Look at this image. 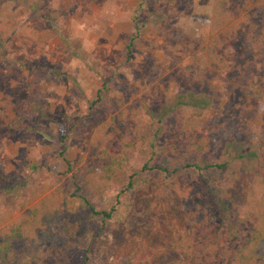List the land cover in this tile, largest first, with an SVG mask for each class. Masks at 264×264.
<instances>
[{
    "label": "rangeland",
    "instance_id": "1",
    "mask_svg": "<svg viewBox=\"0 0 264 264\" xmlns=\"http://www.w3.org/2000/svg\"><path fill=\"white\" fill-rule=\"evenodd\" d=\"M137 3L1 4L0 18L11 20L12 26L0 43V181L15 186L9 194L0 189V234L42 199L54 202L60 214L50 225L49 240L57 246L48 240L33 246L31 237H25L13 243L0 264H104L130 240L144 244L132 264H215L222 260L217 257L220 249L238 243L201 235L214 222L207 187L229 183L232 201L242 205L252 198L249 177L233 182L213 171L207 180L162 178L152 169L148 185L120 194L112 218L101 221L70 196L71 172L52 155L67 127L72 131L66 158L78 167L105 165L104 148L108 154L125 150L128 161L114 176L93 182L89 174L84 176L88 193L94 194L91 204L101 211L113 202L110 190L144 160L156 163L158 155L182 152L186 131L192 140L208 139L206 152L229 147L241 151L246 135L258 130V122L264 126V105L245 98L242 86H236L237 78H243L242 65L251 60V79L264 95V35L258 42L249 40L243 23L244 18L260 21L262 0H144L135 19ZM135 24L141 25L140 32L127 54ZM199 65L206 68L202 86L192 77ZM169 81L191 90L190 104L167 116L151 156L146 142L136 139L148 132L151 122L157 126V118L170 106L165 101ZM98 91L100 102L90 106ZM202 98L210 101L208 106H202ZM131 142V148L121 146ZM212 157L221 159L217 153ZM253 163L258 164L254 172L262 174L264 156L240 164ZM95 188L103 195L97 196Z\"/></svg>",
    "mask_w": 264,
    "mask_h": 264
},
{
    "label": "trees",
    "instance_id": "2",
    "mask_svg": "<svg viewBox=\"0 0 264 264\" xmlns=\"http://www.w3.org/2000/svg\"><path fill=\"white\" fill-rule=\"evenodd\" d=\"M5 0H0V6ZM250 4L258 0H248ZM263 4H264V0ZM144 0H138L137 7L134 11V18L139 10L142 9ZM215 11V10H214ZM11 20L0 18V43H2L6 33L12 26ZM244 25L247 27V36L249 40L258 42L264 35V15L261 16L259 22H254L251 18L243 19ZM140 24L134 25V35L128 39L125 45L127 54H130L134 46V42L139 34ZM196 57H192L194 63ZM260 63L264 66V57L260 59ZM251 64L253 61L245 62L240 70V76L237 78L236 86L243 88L245 98L251 99L256 103L264 105V95L262 94V87L256 84L251 79ZM205 66L199 65L195 69L193 78L196 79L200 85L207 83L205 79ZM178 73L180 70L178 69ZM236 81V80H235ZM210 85V81H209ZM169 95L165 99L170 103V106L157 118V126L150 123L148 132L140 134L137 141L146 142L150 148L151 156L156 154L155 139L160 135L161 130L165 127V120L167 116L171 115L173 110L177 108H185L190 102L188 101L191 95V90L183 89L179 83L169 81L167 83ZM235 87V85H233ZM197 93V92H196ZM203 93V92H200ZM205 97H210L205 94ZM100 102L99 91L96 93V98L91 100L90 106ZM210 101L202 98V106H208ZM197 106V104H194ZM199 109V108H197ZM199 114V112H197ZM255 118L259 120V115L255 114ZM259 128L253 133L246 135L242 150L237 151L232 148H223L217 150L212 148L206 152L208 139L194 138L186 131V141L184 142L182 152L173 151L171 155H158L156 163H150V158L144 160L139 168L131 170L126 176L123 184L116 186L110 190L113 197V202L107 209L95 211L91 204L92 196L88 193V181L84 176L89 174V182H93L94 178L99 180H107L114 176L118 169L123 168L127 163L128 158L124 149L116 153L108 154L107 149L101 150L102 154L106 156L105 165H96L94 167L82 165L78 167L76 163H71L67 160V146L69 143V136L72 131L71 127L64 129L58 137V145L53 156L59 157L66 164V172L70 173L73 190L70 196L77 198L80 204L87 207L91 218H98L101 221L110 220L114 212V205L118 202L120 194L130 191L135 187H146L149 182V171L157 169L162 178H167L170 175H188L199 176L202 179L213 171L223 172L226 179L237 181L241 178H251L250 185L253 188L252 198L248 199L245 204H237L232 201L229 195L230 184L217 182V184L207 187L208 191V205L213 212L212 227L201 229L200 233L206 240H219L225 238L226 240L236 239L238 243L231 249L222 248L218 251L217 257L222 256V260L215 264H264V172L258 174L254 172V168L258 165L245 164L241 166L240 163L245 161H262L264 156V126L258 122ZM188 134V135H187ZM134 142L122 143L123 148H131ZM186 150V152H185ZM106 153V154H105ZM217 153L220 160H215L212 154ZM254 159V160H253ZM219 161V162H218ZM262 165V162H261ZM95 179V180H96ZM15 184L7 183L5 185L0 181V189L9 194L14 190ZM97 196L103 195L97 188ZM240 213H243L240 216ZM60 214V209L52 201L40 200L35 206L26 208L23 212L16 216L12 221L7 223L2 228L0 234V259H4L11 251L14 242L19 241L25 237H31L33 246L39 245L48 240L52 245L57 246L56 241L49 240L52 235L50 233V225L57 219ZM144 246L142 242L130 240L128 243L121 244L109 255L104 264H132L134 259L140 253V249Z\"/></svg>",
    "mask_w": 264,
    "mask_h": 264
}]
</instances>
